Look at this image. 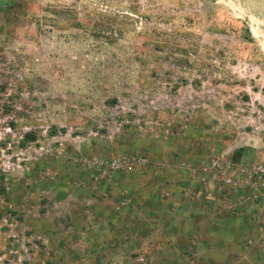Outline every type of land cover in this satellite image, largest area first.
<instances>
[{"label":"rangeland","instance_id":"1","mask_svg":"<svg viewBox=\"0 0 264 264\" xmlns=\"http://www.w3.org/2000/svg\"><path fill=\"white\" fill-rule=\"evenodd\" d=\"M203 194L264 264V0H0V264H210Z\"/></svg>","mask_w":264,"mask_h":264},{"label":"crops","instance_id":"2","mask_svg":"<svg viewBox=\"0 0 264 264\" xmlns=\"http://www.w3.org/2000/svg\"><path fill=\"white\" fill-rule=\"evenodd\" d=\"M194 182V181H193ZM196 186V181L195 183H193V189L195 190ZM187 197H195L194 195H188ZM198 197V196H196ZM209 198V199H207ZM237 198L235 197V200ZM253 199V198H252ZM249 202V206H250V216L246 213H240L239 211V207L234 204L232 205V202L228 203L227 200V204H226V198L224 196H220V195H214V194H203L202 198H199L200 204L198 206L192 207L191 211H188L187 216H189L188 219H191L192 222L194 223V227L196 228L194 230V228H191L192 233H197L198 235H207L210 237V242H208V247H206L208 250H213L215 252H213V254H211L210 256L204 258L209 260L210 264H237L234 263L233 260L230 261V263L224 261V258L222 259L221 257V252L220 251H224V250H235L237 247V243H234L232 246H230L229 248L225 245L224 241L225 238L223 240L219 239L220 234H226L225 237H227V235H233L235 236L236 234H240L243 231H245V233L248 232V230H251V234L250 237H252L253 235H256L255 231L258 227L257 221H256V217L259 216V213L256 211V208L258 207V203L256 200H252ZM171 202H173L176 206L178 205V195H173L172 198L170 199ZM172 207L170 212H166V214H168V216L171 219V226H173L174 224H180L178 222V219L180 218L179 215V207ZM163 210L157 212V216H155V220H158L159 225H161V227L163 226L162 224V218H163ZM254 216V217H253ZM242 217V220L244 221L245 219H249L247 220V223L250 222L249 224V229L248 226L242 225V227L237 228L235 230H229L228 231V226H236L239 227L240 222L238 221V218ZM243 217L245 219H243ZM173 219H176V222L173 223ZM180 226H182V223L180 224ZM197 226V227H196ZM156 229V226H154ZM231 228V227H230ZM242 229H244L242 231ZM157 230V229H156ZM253 230V232H252ZM217 235V237L215 236ZM220 240V241H219ZM235 241H237L235 239ZM175 243H171V244H167L165 246V248H171L172 246H175ZM190 245L194 248H197V246L199 247H203L205 248V244L204 243H195L192 242L190 243ZM220 255V256H219ZM197 258L199 259H203L200 255H196ZM166 260V259H164ZM166 264L167 261H165ZM171 264V263H170Z\"/></svg>","mask_w":264,"mask_h":264},{"label":"bare ground","instance_id":"3","mask_svg":"<svg viewBox=\"0 0 264 264\" xmlns=\"http://www.w3.org/2000/svg\"><path fill=\"white\" fill-rule=\"evenodd\" d=\"M254 18V17H253ZM255 19V18H254ZM255 30H256V28H255ZM255 30H254V32H255ZM256 34H258V32H255Z\"/></svg>","mask_w":264,"mask_h":264}]
</instances>
